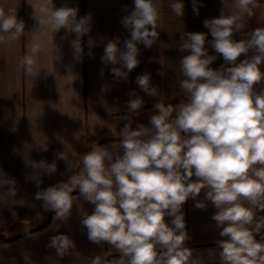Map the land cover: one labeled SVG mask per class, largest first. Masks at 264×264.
<instances>
[{"label":"clouds","instance_id":"obj_1","mask_svg":"<svg viewBox=\"0 0 264 264\" xmlns=\"http://www.w3.org/2000/svg\"><path fill=\"white\" fill-rule=\"evenodd\" d=\"M27 2L38 24L31 33H74L70 47L78 63L87 36V55L94 58L92 48L98 42L89 35L91 13L78 17L77 7H56L53 0ZM220 4L219 16L203 21L208 33L188 31L180 38L179 51L187 53L179 60L183 99L175 104L159 99L150 126L140 123L133 129L132 117L141 114L145 100L129 91L126 114L120 117L127 122L114 133L119 139L110 146L93 144L82 155L81 167L51 186L41 189L42 176L55 174L56 162H28L33 170L28 179L38 189L34 199L42 202L43 212L55 213L57 230V222H66L74 205L82 209L81 199L94 205L91 214L81 211L82 229L90 242L109 247L86 258L85 264H264V215H258L264 213V27L244 31L264 5L259 0ZM202 6L193 0L194 15L199 16ZM168 7L176 17L185 14L182 0H169ZM161 22L157 0H134V8L121 20L130 33L123 46L120 37L106 44L104 36L99 38L101 60L113 65L116 82H126L141 63L138 45L150 49L158 41ZM31 33L25 32L17 7L0 0V46L9 47ZM236 33L246 38L236 40ZM206 44L223 57L225 63L217 69L211 67L217 56L209 54ZM39 52L40 45L30 41L29 53L19 61L26 76H39ZM135 83L149 97L160 95L149 73L138 75ZM256 85L262 87L257 90ZM50 143L44 136L36 147L46 152ZM55 156L69 163L66 145ZM77 190L78 196L73 195ZM18 195L16 179L0 168V205L13 218H18L16 206H35ZM190 198L196 209L207 210L209 202L215 208L211 220L219 236L216 247L201 251L188 246L192 237L183 206ZM41 218L38 213L34 220ZM48 247L63 258L75 253L76 244L69 235L58 234L50 237Z\"/></svg>","mask_w":264,"mask_h":264},{"label":"crops","instance_id":"obj_2","mask_svg":"<svg viewBox=\"0 0 264 264\" xmlns=\"http://www.w3.org/2000/svg\"><path fill=\"white\" fill-rule=\"evenodd\" d=\"M29 2L37 3V0ZM182 2L185 14L179 18L168 7L169 0H157L162 14L158 41L150 49L138 45L141 63L129 74L126 82H116L111 73L113 65L105 66L101 60L104 49L99 38L104 36L106 44L109 39L120 37V46H123L130 33L122 26L121 20L134 8V0H53L56 7H77L78 17L92 14L93 27L89 35L98 43L92 48L94 58H90L87 55L88 37L83 38L85 55L79 63L74 61L70 47L74 33L65 29L53 35L48 29L43 35L31 33L38 28L31 5L27 0H7L8 6L17 7L18 18L25 22V32L31 34H26L9 47L0 46V168L16 179L18 198L23 196L35 206H16L18 218H13L8 209L0 205V264H85L86 258L108 250L107 244L101 249L90 242L87 230L82 229L81 211L91 214L94 209V205L82 199V209L78 210L74 205L69 219L58 221L60 227L58 230L55 228L52 222L55 213L43 212L42 202L34 199L38 189L28 179L33 174L28 162L41 159L48 163L56 162L57 172L42 176L41 189L51 186L65 180L73 170H78L82 155L90 151L93 144L110 146L119 139L114 133H118L127 122L120 117L126 114L129 91H136L145 100L141 114L132 117L133 129L140 123L150 126L149 116L159 99L175 104L184 98L179 91L182 78L179 60L187 53L179 51L180 38L183 32L188 31L208 33L203 21L218 17L221 4L220 0H198L203 6L196 16L193 0ZM259 2L264 5V0ZM257 27H264V6L255 11L244 31ZM233 38L240 40L246 37L236 33ZM208 40H211L210 34ZM30 41L40 45L37 55L40 74L37 78L26 76L19 67L20 59L29 53ZM206 47L209 54L217 56L212 68L217 69L225 63L210 45L206 44ZM244 58L242 55L239 59ZM261 70L264 71V64ZM143 73L151 75V83L158 88L159 96L149 97L138 88L135 79ZM255 87L259 90L262 85ZM44 136L51 141L46 152L36 147ZM65 145L69 163L55 156L56 152L65 150ZM78 194V190L73 193ZM203 195L202 190L200 198ZM194 203L190 198L183 206L186 226L192 237L188 246L201 251L214 248L215 240L219 239L211 220L215 208L209 202L207 210L196 209ZM38 213L42 218L34 220ZM58 234L69 235L75 241L73 255L60 258L55 249L48 247L50 237Z\"/></svg>","mask_w":264,"mask_h":264}]
</instances>
